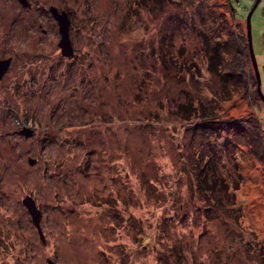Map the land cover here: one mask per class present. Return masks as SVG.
I'll return each mask as SVG.
<instances>
[{
    "label": "rangeland",
    "instance_id": "1",
    "mask_svg": "<svg viewBox=\"0 0 264 264\" xmlns=\"http://www.w3.org/2000/svg\"><path fill=\"white\" fill-rule=\"evenodd\" d=\"M28 1L0 0V264H264V0ZM252 7L259 92L209 68Z\"/></svg>",
    "mask_w": 264,
    "mask_h": 264
},
{
    "label": "trees",
    "instance_id": "2",
    "mask_svg": "<svg viewBox=\"0 0 264 264\" xmlns=\"http://www.w3.org/2000/svg\"><path fill=\"white\" fill-rule=\"evenodd\" d=\"M233 18L235 19L234 14H233ZM219 21L222 23V20H219ZM228 33H230V30H228ZM228 33H226V35ZM228 40H230L231 42H228L227 40L225 42L228 44L227 50H229V52H225L223 50L224 43H221L218 38L215 39V41L213 42L214 44L211 45V51L214 53L211 54L209 57L210 58L209 68L212 71H218L219 70L218 67H220L219 65L221 63L220 57L222 56L225 57V55L227 54L228 57L230 56L233 57L231 58L232 66L225 67V65L223 64L221 71H225L223 72L225 75L228 74L230 77L232 76L238 81L243 80L245 88H247V83H249L250 86L252 84H254L255 86V84H257L256 78H254L253 76H251L250 78H247V77L245 78L246 72L244 70L245 69L244 57L248 61H251L250 56H249L248 41H247L246 34H243V35L239 34L236 37L232 35L230 38H228ZM251 123L254 124V128H255L254 130L251 129V131L249 132L251 136L250 139L252 142L253 151L256 155L261 157V155L262 156L264 155V135L259 133L261 131L258 130L257 128V125H259L258 118L253 119Z\"/></svg>",
    "mask_w": 264,
    "mask_h": 264
},
{
    "label": "water",
    "instance_id": "3",
    "mask_svg": "<svg viewBox=\"0 0 264 264\" xmlns=\"http://www.w3.org/2000/svg\"><path fill=\"white\" fill-rule=\"evenodd\" d=\"M23 5H28V2L26 0H19ZM258 0L255 1L254 6L257 4ZM254 7L250 10L249 14L247 15L246 18V36H247V41H248V50H249V56L255 71V76L257 80V89H259V73H258V68H257V63L255 60L253 48H252V41H251V32H250V16L251 12ZM50 11L53 15V17L56 19L58 22L59 26V32H60V40L58 42V46L61 49V53L65 56H70L74 53L73 46L70 42L69 38V26H70V19L67 16V13L63 10L61 12L57 11V8L54 6L50 7ZM10 64V58L6 59H0V77L7 71L8 67ZM22 133L25 135H31L32 131L29 129H24L22 130ZM32 161V160H31ZM23 204L27 207L28 212L31 215L32 221L35 224V226L38 228V232L40 237L43 239V233L39 224V219H40V210L36 207L35 201L33 198L30 196H25L22 200ZM48 264H58L51 259H47Z\"/></svg>",
    "mask_w": 264,
    "mask_h": 264
},
{
    "label": "flooded vegetation",
    "instance_id": "4",
    "mask_svg": "<svg viewBox=\"0 0 264 264\" xmlns=\"http://www.w3.org/2000/svg\"><path fill=\"white\" fill-rule=\"evenodd\" d=\"M19 1V0H18ZM27 2H28V5H23L20 1V3L22 4V6H27V7H30V2L28 1V0H26ZM52 6V5H51ZM51 6H49V12H50V14H51V16L53 17V15H52V13H51V11H50V7ZM54 7H56V6H54ZM57 8V11L58 12H61V11H65L66 13H67V10L65 9V8H58V7H56ZM67 16H68V18H69V15H68V13H67ZM54 18V17H53ZM55 19V18H54ZM56 20V19H55ZM57 22V21H56ZM57 24H58V22H57ZM44 31V30H43ZM69 38H70V35H69ZM60 40V39H59ZM59 42V41H58ZM70 42H71V38H70ZM71 44H72V42H71ZM74 49V48H73ZM74 54V53H73ZM73 54L72 55H70V56H65V55H63L62 54V56L63 57H66V58H70V59H73ZM1 59V58H0ZM8 70V69H7Z\"/></svg>",
    "mask_w": 264,
    "mask_h": 264
}]
</instances>
